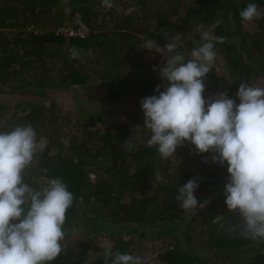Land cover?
I'll return each instance as SVG.
<instances>
[{
    "label": "trees",
    "instance_id": "trees-1",
    "mask_svg": "<svg viewBox=\"0 0 264 264\" xmlns=\"http://www.w3.org/2000/svg\"><path fill=\"white\" fill-rule=\"evenodd\" d=\"M77 90L103 108L49 100ZM150 241L264 264V0H0V264H150Z\"/></svg>",
    "mask_w": 264,
    "mask_h": 264
},
{
    "label": "rangeland",
    "instance_id": "rangeland-1",
    "mask_svg": "<svg viewBox=\"0 0 264 264\" xmlns=\"http://www.w3.org/2000/svg\"><path fill=\"white\" fill-rule=\"evenodd\" d=\"M244 28L252 29L253 27L250 23H245ZM109 31H111L110 27H109ZM74 89H79V88L74 87L73 90ZM81 93H82V91H80V90H77L74 93H71L69 91H63V92L53 91V92H50V94H49V100H55V101L57 100V102L59 104H61V107L65 106L66 113H68L71 116H76V113L80 109L83 110V112L81 113L79 118H83V117L88 116L90 114H94L103 108V106H100V105H98L94 102H91V101H84L83 99L81 101V98L83 97L81 95ZM216 94H219L218 98L219 99L222 98V100H223V98L225 96L224 92H220V93L217 92ZM135 100H136V98H134L131 94H129L125 98L116 102L114 104V107H112L109 111H106V112H108V115L110 114V115L114 116L113 120H115V116L118 115L121 110L133 111V109L135 108V105H134ZM161 118H163V117L153 114L150 118H148V121L151 122L154 120V121L159 122L161 124L162 123ZM134 123L137 125V124H140V121L138 119H136L134 121ZM250 201H251V199L248 197H246L244 199L245 203H248ZM136 241H138V240H136ZM144 243H145L144 245H145L146 249L143 252L144 248H143V246H140V251L143 252L145 257H141L142 260L137 258V257H136V259L141 260V262H148V263L150 262V264H155V262H158L157 249L161 246V243L155 242V241L144 242ZM102 244H104V242H102Z\"/></svg>",
    "mask_w": 264,
    "mask_h": 264
},
{
    "label": "built area",
    "instance_id": "built-area-1",
    "mask_svg": "<svg viewBox=\"0 0 264 264\" xmlns=\"http://www.w3.org/2000/svg\"><path fill=\"white\" fill-rule=\"evenodd\" d=\"M87 28L84 25L79 26L76 30H73L71 28H64V29H58L56 30L57 34H61L64 37L67 38H78L83 39L87 35ZM219 94H213L210 98L211 104L210 106L215 109L216 111H221V102L222 98H218ZM251 154H242V159L247 160L249 159Z\"/></svg>",
    "mask_w": 264,
    "mask_h": 264
}]
</instances>
